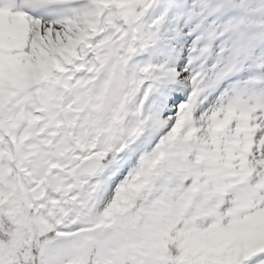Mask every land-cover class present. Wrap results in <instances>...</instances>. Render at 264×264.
<instances>
[{
	"label": "snow or ice",
	"instance_id": "6c2138e0",
	"mask_svg": "<svg viewBox=\"0 0 264 264\" xmlns=\"http://www.w3.org/2000/svg\"><path fill=\"white\" fill-rule=\"evenodd\" d=\"M0 264H264V0H0Z\"/></svg>",
	"mask_w": 264,
	"mask_h": 264
}]
</instances>
